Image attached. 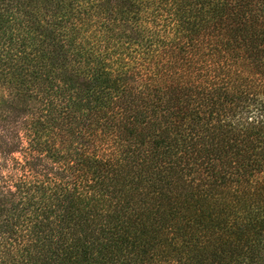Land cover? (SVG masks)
I'll use <instances>...</instances> for the list:
<instances>
[{"label":"trees","instance_id":"1","mask_svg":"<svg viewBox=\"0 0 264 264\" xmlns=\"http://www.w3.org/2000/svg\"><path fill=\"white\" fill-rule=\"evenodd\" d=\"M20 105L0 264H264V0H0Z\"/></svg>","mask_w":264,"mask_h":264},{"label":"rangeland","instance_id":"2","mask_svg":"<svg viewBox=\"0 0 264 264\" xmlns=\"http://www.w3.org/2000/svg\"><path fill=\"white\" fill-rule=\"evenodd\" d=\"M28 110L24 108L22 105L14 109L11 114L9 115L8 119L4 116H0V139L9 144L7 146V150L10 151L12 149L15 155L22 157V153L26 149L27 144V137L22 130L21 123L26 120L28 117ZM6 145L0 143V161L3 159V155H5L4 148ZM5 172V171H4Z\"/></svg>","mask_w":264,"mask_h":264}]
</instances>
